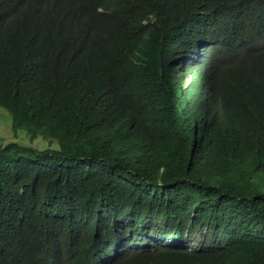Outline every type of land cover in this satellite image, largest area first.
I'll return each instance as SVG.
<instances>
[{
    "label": "trees",
    "instance_id": "1",
    "mask_svg": "<svg viewBox=\"0 0 264 264\" xmlns=\"http://www.w3.org/2000/svg\"><path fill=\"white\" fill-rule=\"evenodd\" d=\"M263 43L264 0H0L1 113L48 143L0 141V254L264 264Z\"/></svg>",
    "mask_w": 264,
    "mask_h": 264
},
{
    "label": "clouds",
    "instance_id": "2",
    "mask_svg": "<svg viewBox=\"0 0 264 264\" xmlns=\"http://www.w3.org/2000/svg\"><path fill=\"white\" fill-rule=\"evenodd\" d=\"M263 46H264V43H263ZM263 52H264V48L262 49ZM186 60L185 58L183 57L182 60H181V63H184ZM184 68V65H182V69ZM194 78L193 75L189 76V75H185L183 73L182 75V80H181V86H182V89L183 91H185L186 89L189 88V81L192 80ZM150 227H151V233H148V232H142L140 234L144 235L145 237L142 238L141 236L139 238H137L136 236H134V238H131V239H134L133 242H132V246L133 248H147L151 241L152 240H158L159 243H162L165 239L167 241H171V240H174L173 239V234L170 232V231H167L168 233H166L165 235L166 236H162L163 234L161 232L158 231V228L153 226L155 224H149ZM161 230H163L164 228H160ZM132 235H135L132 234ZM194 236V235H193ZM193 236H190V237H184L185 239H187V247L191 250V249H197L199 248L200 246H198L197 242L195 241H190V240H194L192 239ZM132 237V236H131ZM143 239H148L150 240L149 242L150 243H146L143 241ZM28 255L26 253H8V254H5V255H2L0 254V264H15L17 262H19L22 258H25L27 257ZM62 264H65V262L63 261Z\"/></svg>",
    "mask_w": 264,
    "mask_h": 264
},
{
    "label": "rangeland",
    "instance_id": "3",
    "mask_svg": "<svg viewBox=\"0 0 264 264\" xmlns=\"http://www.w3.org/2000/svg\"><path fill=\"white\" fill-rule=\"evenodd\" d=\"M0 109V141L2 142H8L10 140H21L26 145H32V146H48V143L46 140H43L42 138H38L36 140H31L24 130H19L17 133L13 131V127L11 124V116L6 113L4 115L1 113ZM55 146V145H53ZM193 237L190 241L197 242L198 246L202 244L204 239H212V232L208 230V226H204L202 230H196L193 232Z\"/></svg>",
    "mask_w": 264,
    "mask_h": 264
},
{
    "label": "bare ground",
    "instance_id": "4",
    "mask_svg": "<svg viewBox=\"0 0 264 264\" xmlns=\"http://www.w3.org/2000/svg\"><path fill=\"white\" fill-rule=\"evenodd\" d=\"M131 246H132V245H131ZM131 246H130V247H131ZM130 247H129V248H130Z\"/></svg>",
    "mask_w": 264,
    "mask_h": 264
}]
</instances>
